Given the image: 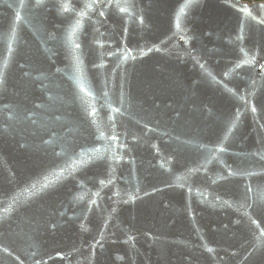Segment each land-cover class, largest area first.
<instances>
[{
  "label": "water",
  "instance_id": "1",
  "mask_svg": "<svg viewBox=\"0 0 264 264\" xmlns=\"http://www.w3.org/2000/svg\"><path fill=\"white\" fill-rule=\"evenodd\" d=\"M0 264H264V3L0 0Z\"/></svg>",
  "mask_w": 264,
  "mask_h": 264
},
{
  "label": "trees",
  "instance_id": "2",
  "mask_svg": "<svg viewBox=\"0 0 264 264\" xmlns=\"http://www.w3.org/2000/svg\"><path fill=\"white\" fill-rule=\"evenodd\" d=\"M242 2L251 4V3H258V2H262L264 3V0H241Z\"/></svg>",
  "mask_w": 264,
  "mask_h": 264
}]
</instances>
